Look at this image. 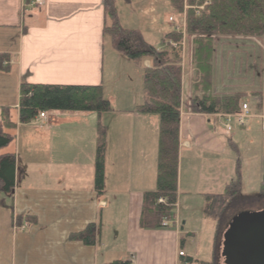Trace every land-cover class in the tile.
<instances>
[{
	"label": "crops",
	"instance_id": "crops-1",
	"mask_svg": "<svg viewBox=\"0 0 264 264\" xmlns=\"http://www.w3.org/2000/svg\"><path fill=\"white\" fill-rule=\"evenodd\" d=\"M32 1L0 0V55L8 56V71H0V120L1 110L7 108L12 122L16 123L15 129L8 131L14 140L0 151V154H14L16 158L13 194L0 193V264H108L112 261L220 264L212 239L211 245L209 242L207 245V238L204 241L198 238L202 225L209 227L206 220H201L205 197L217 195L211 191L215 186L210 181V169L207 172L206 168H217V153H227L229 146L238 154L244 150L246 158L254 159L257 164L264 163V137L258 132L259 121L255 117L264 116V36L212 39L210 96L242 94L253 108V117L244 128H236L228 142L208 129L209 116L190 113L193 69L189 66V72L184 73L183 58L174 210L179 228L171 225L166 229H142L143 195L156 188L158 118L137 114L135 108L141 103H134L130 110L119 109L113 116H100V122L109 128L106 147L108 141L113 142L111 176H108L110 159L106 150L100 195L94 188L97 117L85 113L71 116L68 114L72 113H49V125L17 123L22 83L101 85L111 105L120 80V77L116 80L115 65L116 61L122 63L121 56L112 48L109 74L106 76L104 72L106 36L103 35L102 0H42L41 5H30ZM126 3L132 24L134 14L147 18L149 25L155 27V34L161 36L162 45L163 35L169 32L162 19L168 10L166 0H128ZM119 16L116 10L120 24ZM140 34L146 41L143 33ZM190 45L188 41V52ZM149 66L150 61L144 60L143 67ZM134 69L139 68L134 65ZM195 151L207 156H192ZM183 154L189 156L194 176L185 181L181 168ZM259 172L264 171L259 168ZM234 173L228 176L234 178ZM232 179L228 177L229 181ZM195 186L207 190L205 194L199 193L203 200L196 208V212L201 208L202 217H196L193 206L188 203ZM16 217L18 226L26 224L25 230L12 229ZM91 224L96 226L94 246L68 239ZM179 252L184 255L179 257Z\"/></svg>",
	"mask_w": 264,
	"mask_h": 264
},
{
	"label": "trees",
	"instance_id": "trees-1",
	"mask_svg": "<svg viewBox=\"0 0 264 264\" xmlns=\"http://www.w3.org/2000/svg\"><path fill=\"white\" fill-rule=\"evenodd\" d=\"M127 0H125L126 2ZM184 0H166L167 8L174 14H180ZM207 2L198 13L192 10L186 13L185 32L193 36L192 66L194 81L189 110L192 114H235L244 99L242 94L226 97H211L209 94L210 71L213 56V37H251L264 36V0H199ZM104 9L103 35L109 37L116 53L132 62L142 71L143 102L135 108L140 115H154L158 118V142L156 154V188L143 195L140 227L142 229L159 228V220L174 215L177 193L179 121L181 113V70L178 58L170 60L167 50L161 51L142 38L140 32L119 26L113 0H102ZM166 42H179V34L167 33ZM7 55H0V71L7 72L2 63ZM150 61V68L143 67V61ZM200 93V96H196ZM110 104L104 96L101 85H44L22 83L19 87L18 119L19 125L30 124L39 113H94L110 112ZM10 111L1 110L0 151L14 140ZM105 130L98 124L94 162V188L102 194L104 182ZM16 158L14 154H0V193L13 194L16 185ZM234 178L226 183L220 194L205 197L204 215L220 228L228 209L240 195V169L235 165ZM260 198H264V183L259 189ZM164 199V205L158 199ZM251 201V200H250ZM226 226V225H225ZM95 225H88L84 231L71 234L70 241H78L85 246H94L97 240ZM216 231V230H215ZM221 243L218 245L220 254ZM217 255V251L215 252ZM108 264H130L128 261H112ZM200 264H215L202 262Z\"/></svg>",
	"mask_w": 264,
	"mask_h": 264
},
{
	"label": "rangeland",
	"instance_id": "rangeland-1",
	"mask_svg": "<svg viewBox=\"0 0 264 264\" xmlns=\"http://www.w3.org/2000/svg\"><path fill=\"white\" fill-rule=\"evenodd\" d=\"M127 3L125 0H114V7L115 10L118 11L119 13V18H120V24L117 18V23L119 26L125 29H133L135 27L138 29L140 32L143 33L145 40L154 48L160 50L162 49L161 45V36L156 35V29L154 26L149 25V20L147 18H141L138 15L132 14V20L134 24H132V21L129 20L128 14L129 11L127 10ZM155 4V3H154ZM174 14V12H171L167 10V12L162 16V19L166 21L167 16ZM177 20V17L175 18ZM134 25V26H133ZM132 27V28H130ZM169 30L170 28L167 27ZM166 30V31H168ZM251 38V37H250ZM257 39V38H256ZM188 43V40H187ZM110 48L113 49L111 41L109 40V37L106 38V44H105V74L106 76L109 74L108 69H109V63L111 62V51ZM166 48V47H164ZM188 48V47H187ZM186 48L185 50V72H189V66L191 64L190 60V54L188 52V49ZM168 53L170 54V60L174 59L177 57L179 60L177 63L180 62V54H178L177 50H170L168 47L166 48ZM121 59V64L116 61L115 69H116V80L117 77H120V80L117 81V90L113 92V96L111 101V111L101 114V115H108V116H113L117 110H123V109H133L134 103H142L143 99V81H142V71L141 69H134V65L124 59L122 56L120 57ZM184 66V67H185ZM112 67H114L112 65ZM121 72V75L117 73ZM186 77V76H185ZM187 78L189 79V76L187 75ZM190 81H194V75L193 73L191 74ZM104 96L106 95L105 92ZM183 104L186 102V91L183 95ZM133 103V104H132ZM185 110V109H184ZM183 110V111H184ZM61 114V113H60ZM65 114V113H64ZM86 115L93 116V118L97 117L98 121L96 122V126L98 127V124L103 126L102 122H100V117L94 113H85ZM112 114V115H111ZM68 115H73L68 114ZM157 118V116L155 117ZM107 120H109L107 118ZM206 124L208 125V129L216 136L220 137V140L223 141L229 140V135L225 133L218 124L215 123V121L212 118L206 119ZM108 123V122H107ZM106 123V124H107ZM41 126V125H39ZM38 128V127H36ZM105 130V147H104V153L107 151V157L110 159V163L108 164V176H111V158H112V148H113V142L108 141V145L106 147V133L107 136L109 137V128L107 129L106 126H103ZM259 134L264 137V134L258 131ZM236 149H233V147L229 146V149L226 150L227 153H217L216 156V167L211 166L210 168H206L207 172H209L210 169V181L212 182L211 184H214L215 188L212 189L211 191L214 192L215 194H220L222 192V187L223 183L225 181H229L228 177L230 179L233 178V176H228V175H233V171L235 170V164L238 163L239 169H240V182H241V188H240V195L241 198L238 199L237 201L233 202V205L228 209L226 215L223 218V221L220 224V228L216 229V223L213 221H210L205 217L203 214H201V208L196 212V208L199 207L202 204L203 196L199 193H204L205 191L207 192L206 188L203 187H197L195 186L193 189V194L192 197L189 199V202L193 208L192 211L196 213V217H202L203 219L201 220H206L204 222H207L209 225L206 226L205 224L202 225V230L199 234V237L201 241H204V237L207 238V245L208 242L211 245V239L214 245L215 251H217L218 245L221 243L222 240V234L224 230L226 229V226L228 222L232 219L233 216L242 213V212H255V211H260L264 209V198H260L259 196V189L260 186L263 183V177H264V172L260 174L259 168L264 171V163L263 164H257L254 159H249L246 158L244 155V150L241 149L240 153L238 154ZM26 150L24 153V158L26 157ZM192 156H200V158H205L207 155L205 153H201L199 151H195ZM183 160H182V179L183 181L187 179H193V165L189 161V156L187 157L185 154H183ZM212 157L214 155H211ZM105 157V154H104ZM185 165V166H184ZM232 171V172H231ZM110 179V178H109ZM251 200V201H250ZM226 225V226H225ZM207 229V230H205ZM216 230V231H215ZM207 231V232H206ZM206 233V234H205ZM203 245H206L205 242H202Z\"/></svg>",
	"mask_w": 264,
	"mask_h": 264
},
{
	"label": "water",
	"instance_id": "water-1",
	"mask_svg": "<svg viewBox=\"0 0 264 264\" xmlns=\"http://www.w3.org/2000/svg\"><path fill=\"white\" fill-rule=\"evenodd\" d=\"M220 258L221 264H264V209L232 217L222 234Z\"/></svg>",
	"mask_w": 264,
	"mask_h": 264
},
{
	"label": "built area",
	"instance_id": "built-area-1",
	"mask_svg": "<svg viewBox=\"0 0 264 264\" xmlns=\"http://www.w3.org/2000/svg\"><path fill=\"white\" fill-rule=\"evenodd\" d=\"M41 0H35V4H40ZM195 10H201L202 7H195ZM170 22H172V19H169ZM183 23V21H182ZM250 110L248 108V106L246 104H243L241 107V110L239 113L237 114H231V115H218L217 117L221 120V125L223 127V129L227 132L232 131L234 126L237 127H243L245 125V122L247 120V118H249L250 115ZM40 118H44L43 114H40ZM261 119V123H260V130L262 133H264V117H260ZM159 203H163V200L160 199L158 201ZM161 225L163 227H165L167 225V222H162ZM179 255H182V253H180Z\"/></svg>",
	"mask_w": 264,
	"mask_h": 264
}]
</instances>
